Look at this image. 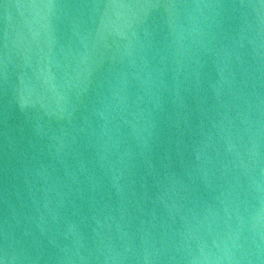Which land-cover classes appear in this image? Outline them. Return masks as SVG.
I'll return each instance as SVG.
<instances>
[{
  "label": "water",
  "instance_id": "1",
  "mask_svg": "<svg viewBox=\"0 0 264 264\" xmlns=\"http://www.w3.org/2000/svg\"><path fill=\"white\" fill-rule=\"evenodd\" d=\"M0 264H264V0H0Z\"/></svg>",
  "mask_w": 264,
  "mask_h": 264
}]
</instances>
